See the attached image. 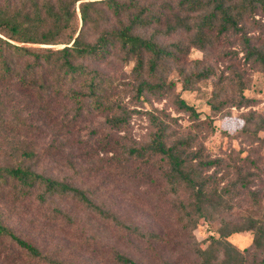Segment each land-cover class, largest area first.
I'll use <instances>...</instances> for the list:
<instances>
[{"label": "rangeland", "instance_id": "obj_1", "mask_svg": "<svg viewBox=\"0 0 264 264\" xmlns=\"http://www.w3.org/2000/svg\"><path fill=\"white\" fill-rule=\"evenodd\" d=\"M94 6L102 15L96 23L80 24L77 16L78 28L82 25L86 41H93L103 29H118L120 23H127V16L140 9L142 17L153 15L159 22L139 28L137 34L154 38L169 48L178 43L185 47L188 43L181 29L167 32L168 25L176 22L175 2L136 0L138 10L129 8L128 15L120 14L119 17L103 3ZM179 15L188 23L197 17L196 14ZM244 25L252 44L264 46V11L255 10L247 15ZM208 35L210 40L204 50L188 48L184 63L188 71L194 60L201 61L198 65L210 68L212 75L188 90L182 89L177 70L171 68L165 76L167 83L173 82L171 92L145 93L136 98L134 63L125 62L117 50L106 63L88 64L89 70L96 71L103 81L101 90L96 92L100 106L86 97L79 101L61 96L47 103L38 102L32 93L19 90L15 85H0V166L29 165L38 174L80 189L100 208L118 216L133 232L102 221L70 198L55 196L39 205L34 196L17 200L10 188L0 192L3 224L62 264H113L115 252L140 264H200L195 253L199 246L209 248L210 259L214 262L215 256L219 262L222 249L214 240L218 238L222 220L238 223L242 211L258 216L257 211L264 213V200L259 209L255 208L245 197L248 192L236 188L229 197L237 195L238 198L229 200L232 205L229 212L213 214L205 220L199 219L198 214H191L188 220L185 215L188 212L182 211L189 201L184 189L172 192L155 165L144 166L140 160L125 163L127 148L149 141L153 128L148 114L160 116L164 113L176 121V124L170 122V133H174V137L195 135L196 143L204 146L210 158L224 160L225 166L215 172L219 188L225 187L227 182L233 185L234 169H225L230 164L237 165L242 175L257 172L259 176L252 179L249 189L264 192V131L259 130L255 120H250L252 115L264 118V71L249 63L243 66L244 50L237 36L215 32ZM40 47L59 49L62 46ZM231 68L245 69L247 88L243 95L250 102L240 108L213 112L208 101L216 86H224L232 77ZM74 86L76 92L85 93L84 82H75ZM176 95L198 112V123H204L201 130L195 129L187 114L176 109ZM112 105H119L126 115L120 110L110 111ZM113 114L125 117L118 128L106 122ZM243 126L256 136L240 133ZM172 140L173 137L167 142ZM23 152L33 154L32 158L24 160ZM245 158L252 160L256 168L247 164ZM212 171L214 169L209 173ZM57 209L67 212L74 225L67 226L57 218ZM251 239L252 233L241 232L229 237L228 241L242 251L250 248ZM247 252L249 261L254 258L258 264H264L261 262L264 250L248 249ZM0 264L35 263L23 253L0 243Z\"/></svg>", "mask_w": 264, "mask_h": 264}, {"label": "trees", "instance_id": "obj_2", "mask_svg": "<svg viewBox=\"0 0 264 264\" xmlns=\"http://www.w3.org/2000/svg\"><path fill=\"white\" fill-rule=\"evenodd\" d=\"M167 1L175 2L178 9V14L174 15L176 22L168 25L167 32L181 29L188 40L185 47L181 43L171 48L165 47L154 38H144L137 34L139 28H148L152 22H159V18L153 15L142 17L140 9L127 16V23H120L118 29H103L91 42L83 38L82 25L78 28L77 16L80 24L96 23L102 18L100 10L94 6L97 3H103L116 17L120 14L128 15L129 8L138 10L135 7L136 0H0V85H15L19 90L32 93L38 102L47 103L49 99L56 100L61 96L76 100L86 97L100 106L96 92L101 90L103 81L99 80L96 71L89 70L88 64L106 63L117 50L125 62L131 60L134 63L136 98L145 93L162 95L171 92L173 82L167 83L165 80L171 68L177 70L182 89L188 90L198 81L212 75L210 68L198 65L201 61L194 60L188 71L184 63L188 48L204 50L210 40V32L237 36L244 50L243 66L249 63L264 71V46L252 44V38L246 34L244 25L247 15L255 10L264 11V0ZM179 13L196 14L197 17L192 23H188ZM58 45L62 47H40ZM231 73L232 77L227 79L224 86H216L208 101L213 112H220L224 108H240L250 102L243 95L247 88L245 69L231 68ZM79 81L84 82L85 93L73 89L75 82ZM174 105L178 111L187 114L196 130H201L204 123H198L199 114L194 107L186 104L179 95L174 97ZM109 110H120L126 115L119 105H112ZM250 120H255L259 130L264 131L263 117L255 118L252 115ZM124 121L123 115L115 114L106 119L113 128H118ZM148 121L153 128L149 141L138 147L127 148L125 163L140 160L144 166L149 163L155 165L172 192L176 193L178 188L184 189L189 194V201L187 206L182 207V211L188 212L185 213L188 220H191V214H198L199 219L205 220L213 214L229 212L232 206L229 200L238 198L237 195L229 197L237 191L236 188L248 192L245 197L253 207H261L264 192L249 189L252 179L259 176L257 172L242 175L237 165L228 164L226 170L234 169L233 185L229 186L227 182L225 187L219 188L215 172L225 166L222 158H210L204 152V146L196 143L195 135L174 137L175 134L170 133V122L176 124L174 118L164 113L160 116L149 113ZM239 132L256 136L245 126ZM171 137L173 140L168 143L167 140ZM22 156L24 160H30L33 154L23 152ZM244 161L256 168L252 160L245 158ZM211 169L214 171L209 173ZM4 188H10L17 200L34 196L39 205L55 196L70 198L102 221L133 232L118 216L93 203L82 190L38 174L29 165L0 166V192ZM257 214L258 216H252L250 211H242L238 217L239 222L234 224L222 220L218 238L214 240L221 246L222 259L216 262L217 258L214 256L213 262L208 256L209 248L199 246L195 253L200 264H258L254 258L249 261L247 252L248 249L259 252L264 250V213L257 211ZM57 215L67 226L74 225L67 212L57 209ZM193 222L196 225V221ZM241 232L252 233V239L250 248L238 251L228 238ZM0 243L23 253L35 264H62L16 235L10 227L3 224L1 216ZM112 259L113 264H140L119 252H115Z\"/></svg>", "mask_w": 264, "mask_h": 264}]
</instances>
